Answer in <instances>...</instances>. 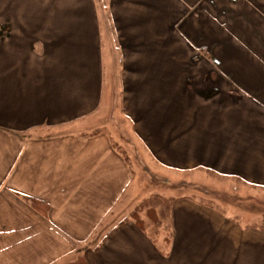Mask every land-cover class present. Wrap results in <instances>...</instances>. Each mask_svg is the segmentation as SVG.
I'll return each mask as SVG.
<instances>
[{"label":"crops","instance_id":"1","mask_svg":"<svg viewBox=\"0 0 264 264\" xmlns=\"http://www.w3.org/2000/svg\"><path fill=\"white\" fill-rule=\"evenodd\" d=\"M0 2V264H167L121 207L140 176L264 192V0ZM171 217L172 258L264 264L262 229Z\"/></svg>","mask_w":264,"mask_h":264},{"label":"rangeland","instance_id":"2","mask_svg":"<svg viewBox=\"0 0 264 264\" xmlns=\"http://www.w3.org/2000/svg\"><path fill=\"white\" fill-rule=\"evenodd\" d=\"M1 18L3 16L0 15ZM203 178L204 181L199 176H195V181L208 187L196 188L188 184L190 175L186 174L183 178L171 173L154 178L140 176L136 181L134 203L132 200L134 193L130 192L128 200L126 199L121 204V207H126L129 201V204L134 206L127 210L125 217L131 214L129 216L131 218L132 213L136 212L135 218L143 220L145 230L162 255L161 263L197 264L198 261L197 257L186 260L183 257L172 258L170 256L175 235L171 211L180 199H190L207 204L222 213L236 216L241 225L246 228L257 227L264 231V192L258 194L249 188H239L240 183L229 182L228 179L220 177ZM165 181H167L166 184Z\"/></svg>","mask_w":264,"mask_h":264},{"label":"trees","instance_id":"3","mask_svg":"<svg viewBox=\"0 0 264 264\" xmlns=\"http://www.w3.org/2000/svg\"><path fill=\"white\" fill-rule=\"evenodd\" d=\"M38 205V202H36V201H33V205ZM144 206V205H143ZM141 206H139V208H140ZM219 211V210H218ZM135 215H136V212H134L133 214H132V217H131V219L132 220H134L135 221V224L137 225V226H139L142 230H145V225H144V222H143V220H140V219H138V218H135ZM134 216V217H133ZM70 264H90L89 263V261L85 258V257H82V258H79L78 260H76V261H74V262H72V263H70Z\"/></svg>","mask_w":264,"mask_h":264}]
</instances>
